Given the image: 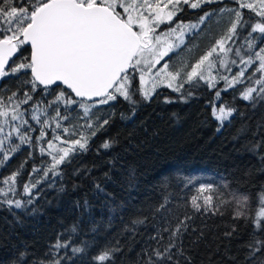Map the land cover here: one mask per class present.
Returning a JSON list of instances; mask_svg holds the SVG:
<instances>
[{
  "label": "trees",
  "instance_id": "obj_1",
  "mask_svg": "<svg viewBox=\"0 0 264 264\" xmlns=\"http://www.w3.org/2000/svg\"><path fill=\"white\" fill-rule=\"evenodd\" d=\"M23 3L24 0H20L18 6ZM228 6L239 7L232 0L205 4L198 9L184 5L173 25L179 21L196 23L204 12L215 10L219 13L220 8ZM242 12L249 24L258 19L248 9H242ZM215 16L199 31L187 35L185 45L171 54L170 59L165 58L171 69L180 62L195 63L216 40L225 36L234 15L229 11L219 13L218 23L214 22ZM168 26L161 25L158 31ZM247 31L250 29L238 30L237 44L243 43ZM28 55L29 49L20 46L6 71L27 62ZM253 68H249L246 76L251 75ZM30 80L29 70L3 77L0 97L6 98L14 92L19 96L27 91L33 100L24 106L26 108L39 101L47 104L55 98L48 93H58L62 89L53 91L49 88L45 92L40 87L32 92ZM245 86L247 83L221 92L220 97L216 92L224 87L222 82L214 89L202 82L185 84L181 92L161 87L148 100L137 94L133 97L135 116L131 120L121 118L122 115L130 116L133 107L122 98L118 97L109 105H100L93 110V120L96 117L109 119V124L90 138L87 151L76 154L57 169L61 173L59 177L50 175L45 180L43 171L33 173L34 168L50 165V158L41 156L35 144L20 146L7 161L0 157V180L13 172L18 173V191L14 198L27 201L23 185L41 181L32 191L33 202L24 209H9L0 204V264H9L21 252L27 254V264L43 259L47 245L62 233H67L62 239L71 240L72 247H84L85 244L88 247L84 253L77 254L70 249L62 250L59 256L67 258L62 259L61 264H92L91 257L99 254L104 246L117 242L120 251L105 264H138L139 254L145 247V230L140 228V234L133 237L125 230L126 226L133 219L148 215V206L158 205L165 195L174 198V211L181 217H193V227L197 231L192 233L190 230L184 237L191 264H245L248 249L242 245L253 239L252 219L260 207L256 201L264 194V162L260 159L264 157V103L253 108L249 102L240 99L239 92ZM138 87L137 79H134L133 88ZM41 92L45 94L42 96ZM222 104L236 109L230 122H224L223 127L212 115L213 107ZM56 107L61 115L66 114L62 104ZM54 110L50 109L49 113ZM70 112L78 114L81 111L76 108ZM29 122L35 131L28 135L35 140L39 125ZM105 141L112 142L110 149L102 148ZM17 143L13 141V145ZM256 144L261 145L258 152L252 150ZM105 172L109 173L110 180L105 179ZM97 184L110 196L98 193ZM208 184L218 188V195L224 200L232 201L237 192L246 195L249 204L243 210L249 219H233L234 201L215 214L213 211L196 212L191 207V197L198 195L202 185ZM73 224L78 226L76 233L71 232ZM93 227L98 228L96 233L91 231ZM228 232L232 235L226 236ZM147 234H151V229ZM254 238L264 241V231L256 233ZM258 257L264 259V250ZM181 264H184L182 258Z\"/></svg>",
  "mask_w": 264,
  "mask_h": 264
},
{
  "label": "snow or ice",
  "instance_id": "obj_2",
  "mask_svg": "<svg viewBox=\"0 0 264 264\" xmlns=\"http://www.w3.org/2000/svg\"><path fill=\"white\" fill-rule=\"evenodd\" d=\"M233 2L239 7L219 9L220 14L225 11L234 13L225 36L216 40L194 64L180 62L170 70L172 66L165 58L170 59L171 54L185 45L187 35L199 31L208 19L217 14L215 10L204 12L196 23L179 21L173 26L174 18L181 11L180 5L198 9L205 4L223 3V0H167L163 4L162 0H24L21 6H18L20 0H0V78L30 70L28 84L32 92L41 86L45 92L49 88L55 91L61 85L66 86L47 104L39 101L31 108L24 107L33 100L27 91L23 99H19L15 92L7 98L0 97V157L7 161L20 146L35 144L41 156L50 158V165L34 168L33 173L43 171L45 180L50 175L59 177L61 173L57 169L70 162L76 154L87 151L90 138L109 124V119L96 117L93 120L94 109L109 105L119 97L133 106L130 116H121L131 120L135 116L136 101L133 97L139 94L145 100L151 99L161 86L181 92L185 84L202 82L214 89L222 82L224 87L216 92L220 97L221 92L247 83L248 86L239 92L240 99L249 102L253 108L264 103V46L258 47V44L264 45V0ZM242 9L255 14L258 19L254 24L245 21ZM165 24L169 25L167 31L158 32ZM248 29L250 31H247L243 43L237 44L240 38L238 30ZM23 45H30V58L6 71L10 58ZM162 61V66L157 68ZM233 67L238 68L235 75L231 74ZM249 68L253 71L246 76ZM134 79L139 81L138 88H133ZM60 104L65 115H61L56 107ZM53 108L55 115L49 116V110ZM76 108L82 112L79 119L84 123L63 126L73 119L67 113ZM235 112L236 109L222 104L218 108L213 107L212 115L223 127ZM29 121L39 125V135L35 140L28 135V132L35 131ZM84 130H87V135ZM49 131L53 133L50 139L47 138ZM72 136L77 138L71 139ZM14 140L18 141L15 145ZM260 146L256 144L252 150L258 152ZM111 147L110 141L102 144L105 150ZM260 159L264 162V157ZM17 176L18 173L13 172L0 180V185L5 186L0 187V204L9 209H24L31 204L32 191L41 182L23 185V195L28 197L23 201L14 198L18 191ZM104 177L111 179L107 172ZM95 188L98 193L110 196L100 184ZM218 192L219 189L212 184L202 185L198 195L191 197V207L196 212L213 211L215 214L234 201L233 219H249L243 210L249 204L246 195L237 192L233 200L228 201L222 199ZM173 199L169 195L163 196L158 205L148 206V215L133 219L126 226L125 230L133 237L140 234V228L145 230V247L139 254L138 264H181V258L184 264H191V257L186 255L184 237L190 230L195 233L197 229L193 227L192 216L181 217L174 211ZM256 202L260 207L252 219L253 239L242 245L248 249L245 264H264V259L258 257V253L264 250V241L254 238L256 233L264 231V194L259 195ZM84 207H88L87 201ZM148 229H151L150 235L147 234ZM77 231L78 226L73 224L71 232ZM91 231L96 233L98 228L93 227ZM66 234L58 235L47 245L44 258L33 260L32 264H45V261L47 264H61V260L67 258L59 256L62 250L70 249L73 254L86 251L87 244L72 247L71 240H63ZM225 235L231 236L232 232ZM118 251V242L106 245L99 254L91 257L92 264H105ZM9 264H27V254L18 253Z\"/></svg>",
  "mask_w": 264,
  "mask_h": 264
},
{
  "label": "rangeland",
  "instance_id": "obj_3",
  "mask_svg": "<svg viewBox=\"0 0 264 264\" xmlns=\"http://www.w3.org/2000/svg\"><path fill=\"white\" fill-rule=\"evenodd\" d=\"M233 1V0H232ZM167 2V0H162V4L163 3H166ZM242 2H243V0H242ZM248 2H255V0H248ZM184 6V4H181L180 5V8H182ZM190 7V6H189ZM236 7H232V6H228L227 8H225V9H235ZM216 16H215V19H214V22L215 23H218L219 22V18L217 17L218 15H219V13H218V11H216ZM233 15H234V13H232ZM218 18V19H217ZM175 25V24H174ZM173 25V26H174ZM160 31H167V28H165V29H162V30H160ZM160 31H158V32H160ZM211 49V48H210ZM209 49V50H210ZM208 50V51H209ZM166 60V59H165ZM164 63V61H162L161 62V65H158L157 66V68H159V67H161L162 66V64ZM194 64V63H193ZM170 70H174V69H171L170 68ZM190 70V69H189ZM238 71V70H237ZM234 68L232 69V75H235L236 74V72H237ZM252 71H253V69H252ZM220 73L221 74H223L224 73V70L223 69H221L220 70ZM137 82H138V86H139V81H138V79H137ZM161 87H166V86H161ZM161 87H159V88H161ZM40 93V92H39ZM41 93H43L42 94V96L45 94V92H41ZM47 94V93H46ZM57 94V92H54V93H52V95H50V96H55ZM7 98V97H6ZM18 98L19 99H23L24 98V93L22 94V95H19L18 96ZM31 106H32V104L31 105H29L28 107H26V108H31ZM218 108V107H217ZM55 111V110H54ZM73 119L70 121V122H66V124H64L63 126H65V127H71V125L72 124H83L84 123V121L83 120H78V117H80L81 115H82V113L80 112V113H78V114H72V112H70V113H68ZM53 115H55V112H52V111H50V113H49V116H53ZM220 124V123H219ZM57 132H58V134H61V135H63V133H59V131L57 130ZM84 132H85V134L87 135L88 134V132H87V130H84ZM52 135H53V133L51 132V135H49V137H48V139H50L51 137H52ZM65 138H68V137H65ZM75 138H77V136H72L71 137V139H75ZM46 146V145H45Z\"/></svg>",
  "mask_w": 264,
  "mask_h": 264
},
{
  "label": "water",
  "instance_id": "obj_4",
  "mask_svg": "<svg viewBox=\"0 0 264 264\" xmlns=\"http://www.w3.org/2000/svg\"><path fill=\"white\" fill-rule=\"evenodd\" d=\"M23 46H26L28 49H29V55H28V58H30V53H31V49H30V45H23ZM15 56V54L13 55V57ZM12 57V58H13ZM12 58H10V60L12 59ZM10 62V61H9ZM9 66V65H8ZM8 66H6V69L8 68ZM29 74H30V70H29ZM30 77H31V74H30ZM1 79L2 78H0V83H1ZM42 87V86H41ZM62 89H66V86H63V85H61L60 86ZM67 92H69L70 93V90H66ZM73 96H74V94H72Z\"/></svg>",
  "mask_w": 264,
  "mask_h": 264
}]
</instances>
